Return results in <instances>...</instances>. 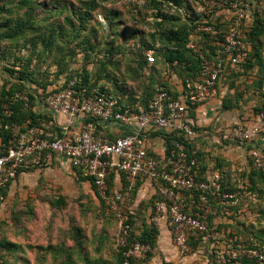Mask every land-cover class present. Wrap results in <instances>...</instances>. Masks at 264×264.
Wrapping results in <instances>:
<instances>
[{"label":"built area","instance_id":"1","mask_svg":"<svg viewBox=\"0 0 264 264\" xmlns=\"http://www.w3.org/2000/svg\"><path fill=\"white\" fill-rule=\"evenodd\" d=\"M251 5L248 0H200L197 13L200 23L190 37V48L199 53L197 42L202 33L214 37L211 46L216 48L214 59L200 54V73L195 80L186 79L183 90L175 95L168 92L164 83L155 86V92L146 106L119 105L115 98L95 90L87 95L79 91L75 80L60 83L57 91L37 99L36 106L43 108L50 120L36 125L27 120L22 125H5L11 138L0 151V190L13 182L20 172L50 164L55 157L67 160L73 168L91 181L100 202L118 220L124 264L151 253L149 244L131 242L129 214L121 209L123 191L110 190L108 181L122 180L125 192L134 190L138 182L153 185L154 224L164 216L171 230L173 245L180 257L191 250V240L209 237L201 204L219 201L234 205L235 195L223 190L218 173L201 172L199 164L186 146L197 137L189 111L208 102L217 95V86L225 74V66L241 67L248 52L244 42ZM222 12L229 13L226 32L220 39L216 28ZM148 63H154L152 51L145 53ZM164 81L168 74L164 73ZM18 98V97H17ZM26 101V98H21ZM16 100V99H15ZM4 117L12 111L1 105ZM62 118L64 122H61ZM125 128L127 133L117 136L114 128ZM160 137V153L149 150L147 142L152 135ZM264 134V109L255 115V121L246 129L233 132L230 139L240 144L250 143ZM173 141L166 144L163 140ZM248 157L257 168L264 169V149L248 150ZM241 187L240 189H242ZM3 197L0 196V201ZM248 259L252 264H264V248L244 250L233 258Z\"/></svg>","mask_w":264,"mask_h":264},{"label":"rangeland","instance_id":"2","mask_svg":"<svg viewBox=\"0 0 264 264\" xmlns=\"http://www.w3.org/2000/svg\"><path fill=\"white\" fill-rule=\"evenodd\" d=\"M19 1L0 0V52L5 54L4 59H14L16 51L20 49L21 55L28 60L29 71L38 80H47V76L51 79L54 71L60 67L69 73L70 68H82L84 61L81 55L75 57L72 64L70 60H65L64 65L58 64L59 60L62 61L64 50L52 55L51 51L48 52L49 48L43 49L38 43V36L46 32L45 27L62 24L69 14L72 17L79 11L84 12V1L30 0L33 3L31 11L26 7L21 8ZM93 1L97 6L96 10L89 11L93 16L85 18H92L90 25H95L98 29V34L92 35V39L98 41L101 48H97L98 53L105 52L104 44L116 28L118 19L114 20L115 15L126 21L131 20L137 12H141L142 17L148 12L152 0ZM259 5V9L263 10L264 0H259ZM24 12L29 16L23 15ZM109 12L111 14L106 18L105 14ZM22 15L25 21H31L34 28L39 26L42 29H32L24 38H5L7 29L3 28L4 22L13 21ZM263 16L264 12L260 14V17ZM144 25L140 28L143 29ZM79 31L81 30L66 40L70 41L67 45L69 48L75 44L73 40H77ZM60 41L62 40L57 37L56 45ZM34 42L35 48L31 46ZM261 44L262 63H255L251 69L246 70L242 66L243 71L239 74L241 77L234 78L231 83L227 81L230 89L227 98L233 102L237 100V106L231 113V118L235 117L236 121L233 118L231 124L228 123L229 127L223 129L201 127V137H204L207 152L211 153L209 142L214 135L226 139L222 144V156L226 160L224 180L231 189L229 193L235 195L236 203L222 205L214 200L216 203L210 201L208 204H201L209 237L204 242L189 244L191 250L188 255L180 257L173 245L167 223L166 228L161 231L160 221L153 223V204L149 206V215L145 212V203L133 210L130 207L134 199L129 197L132 192H123L124 201L120 206L129 214L132 233L138 236L148 226L156 232L154 246L149 244L151 253L144 258L135 259L133 264H252L250 260L239 256L233 258L232 254L240 255L244 250H258L264 246V180L256 176L257 174H252L248 179L253 165L248 157V150H259L257 146H263L264 149V145L257 142H264V134L245 145L230 139L234 131L250 126L257 110L264 108V37L261 38ZM61 46L64 48L63 44ZM94 56L93 53L91 59ZM96 68L101 67L96 65ZM142 83L137 76L128 80V87L136 93ZM224 119H230V116ZM35 169H44V166ZM18 179L10 195L7 194L0 201V242L13 244V248L1 252V264H122V247L118 245V220L92 192L83 188L79 182H76L77 186L70 188V183L48 182L42 175L34 184L31 178L23 182ZM241 187L243 188L240 189ZM166 229L169 237H163Z\"/></svg>","mask_w":264,"mask_h":264},{"label":"trees","instance_id":"3","mask_svg":"<svg viewBox=\"0 0 264 264\" xmlns=\"http://www.w3.org/2000/svg\"><path fill=\"white\" fill-rule=\"evenodd\" d=\"M83 1L84 12L79 11L72 17L69 14V16L65 17L62 24H51L49 27H45L46 32L38 36L40 38L38 43L42 45L43 49L49 48L48 52L51 51L52 55H56L62 49L64 50L62 61L59 60L58 64L64 65L65 60H70V64H72L75 61L74 58L81 55L84 61L82 68L79 67L75 70L70 68L69 73L65 72L63 67H60L54 71L51 79L47 76V80H38L29 71L28 60L21 55L20 49L16 51L15 58L9 61L4 59L5 54L0 52L1 71L9 78L14 79V81H4L0 91V139L2 143L0 151L9 144V139L11 138V134L5 129V125H22L27 120H31L34 125L39 123L40 116H37L33 110L36 100L45 98L50 93L57 91L62 82L75 80V88L79 91L85 90L87 95L94 93L95 90L110 94L119 105L130 107L136 105L146 106L153 97L157 84L164 83L168 92L176 94L175 91L171 90L170 84L164 81L165 72L168 75L176 74L181 78L184 86L186 79L195 80L198 77L201 53L208 59H214L216 56L217 49L211 46L214 37L208 33H202L203 39L197 42L200 54L195 53L190 48L191 34L201 21L197 13L200 0H152L148 12L142 17L141 12H137L131 20L126 21L120 20L121 17L115 15L113 17L114 20L118 19H116V28L109 35L110 39L104 44L105 52L100 51L98 53L97 48L99 50L101 48L97 44L98 41L92 39V35L96 36L98 34V29L95 25H90L92 18L87 20L85 18L92 17L93 14H90L89 11H95L97 6L93 0ZM248 2L252 6L248 15L251 20L249 26L244 27L243 33L245 35V43H248L251 49L248 52L246 63L241 65L245 70L251 69L255 63H262L263 47L261 38L264 37V16L260 17L264 9H259V0H248ZM19 4L21 8L26 7L28 11L33 9V3L30 0H20ZM109 14L111 12L105 14V17L107 18ZM23 15L29 16L26 12ZM23 15L13 21L6 20L4 22L3 28L7 29V37L5 38H24L26 33L32 29H42L39 26L34 28L29 19L24 20ZM216 22V28L220 29L218 37L223 39L228 19L219 17ZM141 25H144L143 29L140 28ZM78 30L81 31L77 33V40L74 38L73 42L75 44L71 45L72 48H69L67 45L70 44V41L67 42L66 40L70 39V35H76ZM57 37L62 41L56 45ZM62 44L64 48H61ZM31 46L35 48L36 43H31ZM148 51L153 52L154 63L150 64L147 62L145 53ZM93 53L95 58L91 59ZM94 65H100L101 68L95 69ZM137 76L143 83L139 91L134 93L128 87V80ZM28 84L39 89V93L36 95L32 87L26 86ZM21 98H26V101ZM3 104H7L8 109L12 111L9 118L2 115L3 109L1 105ZM194 109L195 107L190 109L189 117H194ZM260 110H257V112ZM49 120L46 118L45 121ZM193 128L194 131H199L196 126ZM163 140L166 141V144H171L173 141L170 137H165ZM195 142V139L186 142V146L190 152H195L193 157L203 173L207 170L203 163V153L196 150ZM257 147L263 151V146ZM251 166L253 171L251 170L248 179H250L252 174H257L256 176L264 180V169L257 168L254 165ZM225 178L224 175H221L223 190L231 192L229 185L225 183ZM112 179L113 175L108 181L110 190L112 189ZM5 191L6 188L0 190V196L3 199ZM158 199L160 197L154 195L152 204L154 205V202ZM214 203L216 202L214 201ZM154 231V228L148 226L147 229L142 230L136 236L131 230L128 240L129 242L150 244L153 247L156 235ZM196 242L201 243L203 240L201 238L191 240L189 244L194 245ZM11 248H13V244L6 241L0 242V264L2 261L1 252ZM120 260L124 264L121 254ZM134 260H131L130 264H133Z\"/></svg>","mask_w":264,"mask_h":264},{"label":"crops","instance_id":"4","mask_svg":"<svg viewBox=\"0 0 264 264\" xmlns=\"http://www.w3.org/2000/svg\"><path fill=\"white\" fill-rule=\"evenodd\" d=\"M223 19L229 18V13L227 12H222L221 16ZM250 18L247 19L246 27L249 26L250 24ZM244 36V42H245V35ZM245 47L247 52L250 51V45L245 43ZM225 75L223 78L220 80V83L217 86V95L210 99L208 102L203 103L201 105H198L195 107L193 110L194 112V117L190 116L192 121L194 122V126L199 129V133L197 138L195 139L196 143V150L203 153V163L204 166L206 167V171H211L215 172L221 175H225L224 171V163L226 162L225 159H223L224 151L222 150V144H224L226 139H220V137L214 135L210 139V152H207L208 148L205 145V141H203L204 137L202 136V131L201 127H208L212 126L213 129H219V128H224L226 126L229 127V124H231L232 119L234 118V121H236L235 117L231 118V113H233V110L235 106H237V100L235 99V102H233L230 98L228 99V93L230 92L229 89V81L230 83L234 78H237L240 76L239 74L243 71L241 67H234L231 65H228L225 67ZM241 77V76H240ZM4 81H14V79L9 78L5 73H3L0 69V91L2 89V86L4 84ZM166 81L170 84L171 90L175 91L176 93H179L183 90V83L180 77H178L176 74L172 73L168 75V78H166ZM227 82V83H226ZM27 87H32L33 91L36 92V95L39 93V89L33 86L26 85ZM37 103V100H36ZM36 103L33 107V110L35 111L37 116H40V122H45L47 123L48 121H45L46 118L50 119L49 116L46 114L47 112L43 110V108H39V106H36ZM221 113V115H220ZM230 116V119H224V117ZM61 122H64L62 118H59ZM239 120V119H238ZM240 121V120H239ZM255 121V117L253 122ZM252 122V123H253ZM229 123V124H228ZM251 123V124H252ZM250 124V125H251ZM207 125V126H206ZM210 129V128H209ZM114 131L117 136H121L127 133L125 128H120L116 127L114 128ZM202 140H201V139ZM259 144L264 145L263 140H258L257 141ZM147 145L149 147L150 151H153L155 153H160L161 145H162V140L160 137L152 135L150 140L147 142ZM2 146L1 139H0V148ZM206 152V153H205ZM237 157V156H236ZM243 158V157H242ZM248 165V162H247ZM44 169H35L38 167L33 168L32 170H26L22 171L19 173L17 178L11 182L7 187L4 195L7 197L10 195L11 190H13L14 185H16V181L20 182L22 180L25 181L27 178H31L33 184L40 179L41 175L45 178L48 179V182H62V183H70V188H73L77 186L76 182H79L80 184L83 185V188H85L87 191L92 192L94 196L99 199L98 195L96 194L94 187L91 183L90 180L85 178L78 170L73 168L71 164L61 158V157H55L50 164L43 165ZM41 167V166H40ZM249 167V165H248ZM15 183V184H14ZM19 185V184H17ZM124 182L120 179L114 180L112 179V188L114 190H121L125 192V186ZM77 190V187L75 188ZM132 193L129 194V197L133 198V205L132 208L133 210L137 208L136 206H140L141 204L145 203L144 205L146 206V214L149 215V209L150 205L152 204L154 200V190H153V185L147 181H142L138 182L134 188ZM129 193V192H128ZM100 201V199H99ZM131 213H134V211ZM147 219V218H146ZM166 218L163 216L160 219L159 225L162 226L159 230L166 228ZM164 236L163 237H169V231L166 229L163 231ZM166 234V235H165Z\"/></svg>","mask_w":264,"mask_h":264}]
</instances>
